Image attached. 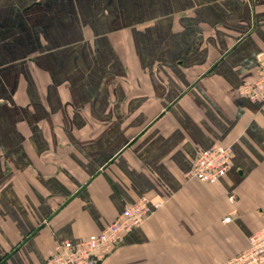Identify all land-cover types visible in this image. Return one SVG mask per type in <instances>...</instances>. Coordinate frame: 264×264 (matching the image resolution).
<instances>
[{
	"label": "crops",
	"instance_id": "obj_1",
	"mask_svg": "<svg viewBox=\"0 0 264 264\" xmlns=\"http://www.w3.org/2000/svg\"><path fill=\"white\" fill-rule=\"evenodd\" d=\"M260 52L264 0H0V264H44L141 195L164 203L100 264L244 249L264 226V102L237 90ZM215 142L225 175L188 178Z\"/></svg>",
	"mask_w": 264,
	"mask_h": 264
},
{
	"label": "built area",
	"instance_id": "obj_2",
	"mask_svg": "<svg viewBox=\"0 0 264 264\" xmlns=\"http://www.w3.org/2000/svg\"><path fill=\"white\" fill-rule=\"evenodd\" d=\"M262 52L257 54L259 72L255 79L243 82L237 92L252 102H264V60ZM233 149L231 144L215 142L197 150L193 165L187 172L188 178L204 183L217 182L230 167ZM230 201L235 195H228ZM164 199L157 196L141 195L112 218L94 235L77 240L62 238L56 240L47 251L44 264H100L122 237L144 222ZM237 212L233 207L222 218L229 221ZM247 246L234 253L221 264H264V226L247 237Z\"/></svg>",
	"mask_w": 264,
	"mask_h": 264
}]
</instances>
